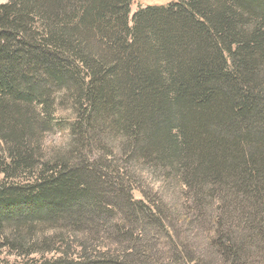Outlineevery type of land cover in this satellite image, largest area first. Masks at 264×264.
Here are the masks:
<instances>
[{"label":"trees","instance_id":"trees-1","mask_svg":"<svg viewBox=\"0 0 264 264\" xmlns=\"http://www.w3.org/2000/svg\"><path fill=\"white\" fill-rule=\"evenodd\" d=\"M4 1L0 251L264 264V0Z\"/></svg>","mask_w":264,"mask_h":264},{"label":"rangeland","instance_id":"rangeland-1","mask_svg":"<svg viewBox=\"0 0 264 264\" xmlns=\"http://www.w3.org/2000/svg\"><path fill=\"white\" fill-rule=\"evenodd\" d=\"M4 0H0V3H4ZM176 0H134L132 2L131 8H130V14L128 17V22L131 25V18L134 13H136L139 10H142L146 7H152V6H161L165 7L167 5H170L172 3H175ZM62 141V138L58 134H51L47 137L46 143H51L53 146H58ZM134 199L139 200L140 196L137 193L133 194ZM39 257L34 256L31 259L37 260ZM21 258H18L16 255L10 254L6 250L0 251V264H18L23 262Z\"/></svg>","mask_w":264,"mask_h":264}]
</instances>
